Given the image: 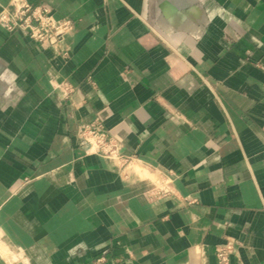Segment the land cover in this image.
Returning a JSON list of instances; mask_svg holds the SVG:
<instances>
[{
  "label": "crops",
  "instance_id": "crops-1",
  "mask_svg": "<svg viewBox=\"0 0 264 264\" xmlns=\"http://www.w3.org/2000/svg\"><path fill=\"white\" fill-rule=\"evenodd\" d=\"M0 232L18 264H264V0H0ZM100 118L119 155L88 152ZM0 264H9L0 256Z\"/></svg>",
  "mask_w": 264,
  "mask_h": 264
},
{
  "label": "built area",
  "instance_id": "built-area-1",
  "mask_svg": "<svg viewBox=\"0 0 264 264\" xmlns=\"http://www.w3.org/2000/svg\"><path fill=\"white\" fill-rule=\"evenodd\" d=\"M0 23L9 30H21L41 45H55L64 35L72 29L69 19L57 20L44 8H33L23 3L13 12L0 14ZM77 136L81 145L88 152L105 157L119 155V143L114 140L102 120L96 117L91 122L81 123L77 128ZM235 251V243L231 240L217 246L216 257L218 264H230L231 256ZM104 258L97 260L96 264H102Z\"/></svg>",
  "mask_w": 264,
  "mask_h": 264
},
{
  "label": "rangeland",
  "instance_id": "rangeland-1",
  "mask_svg": "<svg viewBox=\"0 0 264 264\" xmlns=\"http://www.w3.org/2000/svg\"><path fill=\"white\" fill-rule=\"evenodd\" d=\"M22 255L21 250L7 245V241L4 239L0 232V256L4 257L9 264H18L16 261L19 256Z\"/></svg>",
  "mask_w": 264,
  "mask_h": 264
}]
</instances>
